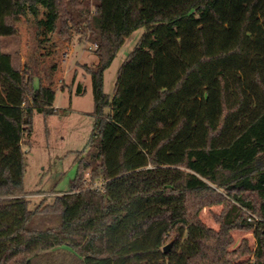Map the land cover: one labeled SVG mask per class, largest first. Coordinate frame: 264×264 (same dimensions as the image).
<instances>
[{
    "label": "trees",
    "instance_id": "obj_1",
    "mask_svg": "<svg viewBox=\"0 0 264 264\" xmlns=\"http://www.w3.org/2000/svg\"><path fill=\"white\" fill-rule=\"evenodd\" d=\"M42 13L97 45L95 126L71 191L30 209L23 144L57 90L4 47ZM216 206L218 230L201 218ZM0 264H264V0H0Z\"/></svg>",
    "mask_w": 264,
    "mask_h": 264
},
{
    "label": "rangeland",
    "instance_id": "obj_2",
    "mask_svg": "<svg viewBox=\"0 0 264 264\" xmlns=\"http://www.w3.org/2000/svg\"><path fill=\"white\" fill-rule=\"evenodd\" d=\"M44 19L45 13L37 19H25L19 25V35L6 40L4 47L14 56L18 68L32 72L35 88L47 85L57 90L55 107L59 113L45 116L36 112L32 139L23 144L26 153L24 181L30 209H35L42 201L52 203L57 195L71 191L80 156L87 150L95 126L91 78L83 69V65L93 67L98 63L94 45L79 35H75L72 42L60 40L40 26L39 21ZM143 32L141 29L127 40L105 73V92L111 97L118 71ZM79 84L86 91L83 95H77ZM221 211L222 206L206 208L201 218L209 227L218 230L214 215ZM233 236V249L243 240L248 241L251 249L255 248L253 231H235Z\"/></svg>",
    "mask_w": 264,
    "mask_h": 264
},
{
    "label": "built area",
    "instance_id": "obj_3",
    "mask_svg": "<svg viewBox=\"0 0 264 264\" xmlns=\"http://www.w3.org/2000/svg\"><path fill=\"white\" fill-rule=\"evenodd\" d=\"M94 48L96 49L97 48V45H94ZM87 183V182H86ZM91 188H97L99 190H101L102 192L105 191V188H104V183H97L95 184L94 186H92ZM249 220H253V218H250ZM254 220H257V219H254Z\"/></svg>",
    "mask_w": 264,
    "mask_h": 264
},
{
    "label": "water",
    "instance_id": "obj_4",
    "mask_svg": "<svg viewBox=\"0 0 264 264\" xmlns=\"http://www.w3.org/2000/svg\"><path fill=\"white\" fill-rule=\"evenodd\" d=\"M172 244L170 243L169 245H167L165 248H164V251L167 252L170 248H171Z\"/></svg>",
    "mask_w": 264,
    "mask_h": 264
}]
</instances>
